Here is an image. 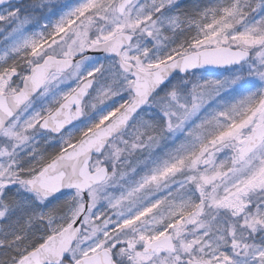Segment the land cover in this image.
Listing matches in <instances>:
<instances>
[{"label":"snow or ice","instance_id":"obj_1","mask_svg":"<svg viewBox=\"0 0 264 264\" xmlns=\"http://www.w3.org/2000/svg\"><path fill=\"white\" fill-rule=\"evenodd\" d=\"M0 264H264V0H0Z\"/></svg>","mask_w":264,"mask_h":264}]
</instances>
